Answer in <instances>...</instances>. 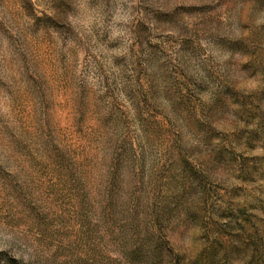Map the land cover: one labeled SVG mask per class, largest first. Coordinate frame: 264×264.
<instances>
[{"label":"rangeland","instance_id":"obj_1","mask_svg":"<svg viewBox=\"0 0 264 264\" xmlns=\"http://www.w3.org/2000/svg\"><path fill=\"white\" fill-rule=\"evenodd\" d=\"M0 264H264V0H0Z\"/></svg>","mask_w":264,"mask_h":264}]
</instances>
